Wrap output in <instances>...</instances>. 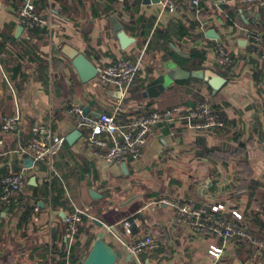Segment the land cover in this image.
I'll list each match as a JSON object with an SVG mask.
<instances>
[{
    "label": "crops",
    "instance_id": "0c3cea01",
    "mask_svg": "<svg viewBox=\"0 0 264 264\" xmlns=\"http://www.w3.org/2000/svg\"><path fill=\"white\" fill-rule=\"evenodd\" d=\"M24 1L0 0V33L5 31L7 38L0 62L7 75L12 71L2 60L19 63L24 75L11 84L26 132L51 113L54 133L66 139L79 131L65 114L66 106L75 103L94 116L121 104L119 120L127 123L141 114L192 108L206 100L221 126H156L138 160L113 163L95 158L79 131L80 137L71 145L65 143L55 160L62 180L55 183L64 201L51 209L43 166L26 168L28 157L14 153L20 137L0 132V179L26 169L27 184L9 211L0 209V264H71L74 246L75 259L82 262L90 240L100 236L122 253L117 264H264V65L245 36L246 30H254L264 37L259 8L235 0H203L196 16L186 6L169 12L159 4L143 5L142 0H33L38 14L52 16L61 26L48 38L35 37L20 25L12 10ZM19 26L23 30L16 34ZM211 29L219 39L205 36ZM119 31L134 40L125 50L115 39ZM219 42L231 54L230 67L220 65L213 53ZM65 45L90 58L96 68L123 58L139 62L140 71L126 97L98 76L82 83L61 52ZM194 49L204 52L198 70H212L227 81L216 94L202 80L171 76L175 68L188 72L187 62L180 58L187 59ZM13 95L0 74V124L15 113ZM25 135L23 145L29 139ZM32 177L34 185L29 184ZM160 200L212 209L247 230L259 245L198 235L178 221L172 207L157 203ZM72 205L90 218L82 217L70 245L65 228ZM92 218L105 227L94 225ZM145 236L154 238L157 249L127 260L118 238L131 244ZM215 249L221 250L218 259L210 254Z\"/></svg>",
    "mask_w": 264,
    "mask_h": 264
},
{
    "label": "built area",
    "instance_id": "2783aa9c",
    "mask_svg": "<svg viewBox=\"0 0 264 264\" xmlns=\"http://www.w3.org/2000/svg\"><path fill=\"white\" fill-rule=\"evenodd\" d=\"M52 1V0H48ZM123 2L127 0H121ZM246 6L264 8V0H235ZM158 4L162 9L169 12H177L181 6H186L199 16L202 10L203 0H159ZM18 18L20 25L29 31L41 30L45 36L52 38L54 31L61 26L55 22L52 16L43 17L34 9L33 0H25L22 5L12 10ZM203 27V25L201 26ZM245 36L250 40L259 61L264 65V37L262 33L254 30H246ZM213 53L220 65L230 67L232 57L224 43H217ZM140 71V64L129 58L119 59L107 66L97 67V76L106 85L115 88L120 97H126L128 89L134 85L135 79ZM0 74L14 94L15 113L12 116H5L1 120L0 132L2 134H17L20 137V144L14 153L20 156H27L32 159L31 169L39 170L43 166L45 183L48 187L49 208L51 209V190L55 181H62L55 167V160L65 145V137L54 133L52 129V116L49 113L47 121H37L31 125L28 132L22 125V113L17 104L15 90L0 62ZM124 112L121 104H117L110 112H104L98 116L88 114L78 104H70L65 108V114L73 120L77 130L84 135L86 145L92 150L95 158L104 162H127L138 160L148 141L152 129L163 124H174L184 122L191 129L205 130L221 126L219 117L210 107L208 101L204 100L192 108H171L165 111H154L136 116L127 123H121L119 115ZM24 134H31L23 145L21 139ZM26 136V135H25ZM22 137V138H21ZM23 169L18 173H9L0 179V209L9 211L15 196L24 193L26 188V177ZM157 203L165 204L174 209L179 222L188 226L190 230L198 235H210L227 242L233 238L243 239L249 243L259 245L247 230L237 227L222 218L218 217L214 210L205 206L192 207L176 201L160 200ZM88 216L84 210L72 205V210L66 217L65 237L69 244H73L78 234L82 217ZM109 229V228H108ZM124 246L128 255L137 258L145 252L157 249L158 244L152 236H145L134 243H127L118 238ZM220 249L210 251V254L219 258ZM257 254L259 252L257 251ZM54 252L50 251L48 256L53 257Z\"/></svg>",
    "mask_w": 264,
    "mask_h": 264
},
{
    "label": "water",
    "instance_id": "95a60500",
    "mask_svg": "<svg viewBox=\"0 0 264 264\" xmlns=\"http://www.w3.org/2000/svg\"><path fill=\"white\" fill-rule=\"evenodd\" d=\"M217 3H221L222 0H215ZM159 0H142L143 5L149 4H158ZM259 14H264V8L258 9ZM23 28L19 26L16 29V34H20ZM205 36L210 39H219L216 31L211 29L205 33ZM115 39L118 40L120 44V48L125 50L131 43L134 42L132 38L127 36L123 31H119L115 34ZM62 54L71 62L72 67L77 73L80 81L82 83H88L93 80L97 76V68L92 62L90 58L79 52L77 49L72 48L71 46L65 45L62 48ZM173 67V66H172ZM183 74L185 78H193L196 80H202L208 84L211 88L212 93L216 94L223 86L226 84V79L217 74L212 70H195L192 72H184L180 68H175V70L171 71L172 74ZM87 113V108L84 110ZM81 133L79 131H75L66 137L65 141L67 144L71 145L77 137H80ZM26 168H31L32 159L28 158L25 160ZM125 164L123 167L125 168ZM35 178H31L29 184L34 185ZM96 193L91 192V195L94 196ZM61 217L64 219L65 214L61 213ZM92 223L100 228L105 227L104 224L96 219H91ZM110 231L113 234H117V231L114 228H110ZM122 258V253L112 246L104 237H97L92 243L90 249L87 254L83 258L81 264H117L118 261ZM131 256H127V260H130Z\"/></svg>",
    "mask_w": 264,
    "mask_h": 264
},
{
    "label": "trees",
    "instance_id": "16d2710c",
    "mask_svg": "<svg viewBox=\"0 0 264 264\" xmlns=\"http://www.w3.org/2000/svg\"><path fill=\"white\" fill-rule=\"evenodd\" d=\"M13 1H17V2L21 3L23 0H13ZM18 4H17L16 8L18 7ZM31 33L35 37L36 36H39V35H42V36L45 35L44 31L41 32V30H38V29L31 31ZM5 37H6L5 31H3L2 33H0V54L5 51L4 50V44H5V40L7 39V38L5 39ZM203 55H204V52H202L200 50H197V49H194V50H192L190 52L189 57L187 59H181L180 58V60L181 61L183 60V61L187 62L188 66L186 68H187L188 72H192V71H195V70L200 69V66L199 65H196V64L198 63V61H202L203 60V57H204ZM2 62L6 66L5 67L6 70L8 69L9 71H12V74L11 75H7L8 78H9V80H10V82L13 81V83H14V81H15V79L17 77H20L23 80L24 75L21 74L20 67L18 65L19 63L18 64H14V63L11 64L7 60H4V61L2 60ZM10 66H11V68H10ZM14 86L17 87L16 84H14ZM19 86L20 85L18 84V88H19ZM157 91L158 90H155V92H157ZM158 111H163V110H158ZM152 112H154V111H152ZM27 137H32V135L31 134H28L26 136V138ZM56 186L57 185L54 182V185H53V188H52L53 195H52V198H50L51 207L62 206L63 205V201H64L62 190L58 189V188H60L58 186L56 188ZM45 191H47V184H45ZM80 230H82V228ZM94 240H95V238H92L90 240V242L93 243ZM76 250H77V247L76 246H74L72 248V250H71V257H70L71 260H72V263L71 264H81V261H79L78 259H75V252H76Z\"/></svg>",
    "mask_w": 264,
    "mask_h": 264
}]
</instances>
